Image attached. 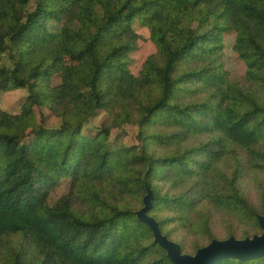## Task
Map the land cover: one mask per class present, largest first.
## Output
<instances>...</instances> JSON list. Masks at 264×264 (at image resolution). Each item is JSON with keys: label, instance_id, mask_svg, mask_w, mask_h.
I'll return each instance as SVG.
<instances>
[{"label": "trees", "instance_id": "trees-1", "mask_svg": "<svg viewBox=\"0 0 264 264\" xmlns=\"http://www.w3.org/2000/svg\"><path fill=\"white\" fill-rule=\"evenodd\" d=\"M136 24L155 51L134 75ZM227 32L242 76L225 69ZM13 90L27 95L0 109V264H172L136 216L143 178L148 215L184 254L261 233L264 0H0V92ZM129 126L137 143L118 145Z\"/></svg>", "mask_w": 264, "mask_h": 264}, {"label": "rangeland", "instance_id": "rangeland-1", "mask_svg": "<svg viewBox=\"0 0 264 264\" xmlns=\"http://www.w3.org/2000/svg\"><path fill=\"white\" fill-rule=\"evenodd\" d=\"M140 35V39L137 43V50L131 54V65L130 71L132 74L137 75L142 63L145 59L154 53L155 47L150 40L149 31L146 28H141L137 24L134 26ZM236 33L227 32L223 35V46H224V66L225 69L233 76H242L247 71V64L244 60L238 58L237 54L233 51V45L235 42ZM27 92L24 90H13L9 92H0V109L10 113L15 114L20 111V108L24 102ZM44 116L47 113L43 111ZM105 117L104 113H99L97 116L90 119V121L85 125L84 131L86 134L93 135L96 133L98 128ZM48 128H56L59 126V121L56 118L48 117L46 121ZM136 128L135 127H125L122 131H114L112 136H119L117 142L118 145H132L136 144ZM117 155L110 160L106 165V169H113L118 164L124 161V155L121 150H119ZM69 187L68 179H62L59 186L52 192L49 198V204H53L60 196L67 193ZM223 225L222 227H224ZM221 227V220L219 221V228ZM221 229L219 230V232Z\"/></svg>", "mask_w": 264, "mask_h": 264}, {"label": "water", "instance_id": "water-1", "mask_svg": "<svg viewBox=\"0 0 264 264\" xmlns=\"http://www.w3.org/2000/svg\"><path fill=\"white\" fill-rule=\"evenodd\" d=\"M145 195L143 207L136 212L138 220L148 226L153 235L154 243L159 245L165 252L167 259L172 264H219L226 259L248 261L264 257V216L257 215V223L261 229L260 234L243 239L230 236L224 240L213 239L211 242L197 249L190 255L181 252L180 246L164 236L157 222L148 215L152 208L153 193L143 178Z\"/></svg>", "mask_w": 264, "mask_h": 264}]
</instances>
